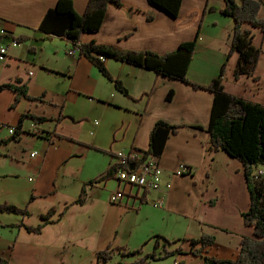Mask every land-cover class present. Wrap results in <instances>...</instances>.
Listing matches in <instances>:
<instances>
[{"label": "crops", "instance_id": "crops-1", "mask_svg": "<svg viewBox=\"0 0 264 264\" xmlns=\"http://www.w3.org/2000/svg\"><path fill=\"white\" fill-rule=\"evenodd\" d=\"M73 1L75 11L83 14L89 0ZM122 1L151 13L154 20L112 5L101 29L85 33L81 40L162 54L198 33L189 79L207 85L219 75L235 26L233 18L221 12L225 0H182L177 16L148 0ZM57 2L0 0V29L7 32L0 43L29 36L16 47L10 45L6 60L0 61V83L22 79L33 97H41L34 101L22 97L13 108L15 94L9 89L0 91V139L12 135L8 126H17L25 112L48 118L44 123L25 120L28 133L19 141L0 145V203L27 207L30 212L29 216L14 214L17 218L13 219L7 212L0 214V256L8 264H95V253L110 244L131 249L143 246L145 253L152 252L160 235L181 240L167 244L174 255L149 264H205V255L237 257L243 238L255 237L253 226L246 225L242 216L250 208L251 195L244 164L224 150L210 151L208 126L214 93L109 58L107 70L124 83L130 94L125 95L87 57L74 51L69 39H44L41 21ZM207 5L215 9H206ZM259 15L264 19V4ZM244 28L251 31L253 44L263 53L255 75L239 79L234 75L239 53L230 56L224 88L264 105V33L250 23ZM170 91L173 98L168 100ZM159 119L183 126L169 136L159 162L165 171L163 182L170 180L172 186L134 191L120 204L112 203L110 194L120 187L118 153L147 150L150 132ZM181 165L190 171L179 175ZM109 168L113 176L87 187L86 203L72 204L84 184ZM258 170L264 172V165L255 166ZM32 195L35 198L30 200ZM53 207L55 222L39 234L14 225H39L42 214ZM203 233L216 241L203 255H194L190 239ZM160 243L163 246L164 240ZM178 246L184 252H178Z\"/></svg>", "mask_w": 264, "mask_h": 264}, {"label": "trees", "instance_id": "trees-1", "mask_svg": "<svg viewBox=\"0 0 264 264\" xmlns=\"http://www.w3.org/2000/svg\"><path fill=\"white\" fill-rule=\"evenodd\" d=\"M148 1L172 16H177L182 6V0ZM262 4H264V0H225V7L221 12L233 18L235 26H233L229 35V51L222 70L207 85L197 84L188 77V70L196 53L198 33L193 40L181 42L174 50L162 54L151 50L124 51L115 44H98L95 41L83 42L81 40V36L85 33H96L101 29L107 10L112 5L121 6L129 14L140 13L144 14L147 19L154 20L151 13L124 4L122 0H89L83 14H78L75 11L73 0H58L57 4L48 10L39 28L46 34L44 36L45 40H50L54 36L69 39L72 42L73 49L79 51L81 56L87 57L106 77L113 80L119 91L125 95H130L127 88L122 81L114 78L109 73L105 60L111 58L135 64V66L150 69L157 75L192 84L196 90L208 89L214 93L215 98L208 126L210 151L224 150L228 155L244 164L251 196L250 208L242 216L246 225L253 226L255 237L246 236L243 238L240 242V251L237 257L222 259L205 255V264H264V177L258 176L255 171V166L264 165V105L229 93L224 88V81L228 72V60L235 52L239 53L236 72H234L236 79H239L242 75L254 76L257 71L258 60L263 51L253 44V35L244 26L250 23L255 27H259L264 33V19L259 15ZM207 6L206 9H215L209 7V5ZM191 17L192 14L186 19V22ZM4 36L7 35H0V42ZM13 39L21 43L29 39V36L18 35L14 36ZM6 89L15 94L13 108L17 106L22 97L31 101L41 98L33 97L28 91L27 83L23 82L22 79L0 83V91ZM172 98L173 91H170L167 99L171 100ZM25 120L44 123L48 118L33 113H23L15 127V132L6 139H0V145L19 141L23 133H28L24 129ZM59 122L60 119H57L56 125ZM182 127L180 124H170L164 119H159L150 132V143L147 150L143 152L142 160L152 157V159L160 161L169 136L178 132ZM33 134L37 133L34 132ZM60 137L63 138L64 136L60 135ZM139 161L141 160L128 158L122 165L123 167H129L130 164H133L137 167ZM113 174L112 168H109L88 184H84L78 199L72 204L86 203L88 199L87 187L97 180H107ZM34 198L35 195H32L30 200ZM5 212L7 214H22L23 216L30 215L27 207L23 208L8 202L0 203V214ZM64 212L65 210L61 212L60 217L63 216ZM55 213L56 209L53 207L42 214L43 222L39 225H26L22 222L14 225L25 227L28 231L39 234L43 231L45 225L55 222L51 218ZM160 239L164 240L163 246H161ZM179 240L181 239L169 240L158 235L155 239L154 250L148 253H145L143 246L131 249L129 246L115 247L110 244L107 248L95 253V264H149L153 260H162L174 255L175 250L168 249L167 244ZM190 241L191 253L203 255L204 251L212 246L216 239L212 235L203 233L199 238H191ZM176 250L184 252L182 246H178ZM117 257L120 259L115 260ZM0 264H8V260L0 256Z\"/></svg>", "mask_w": 264, "mask_h": 264}, {"label": "built area", "instance_id": "built-area-1", "mask_svg": "<svg viewBox=\"0 0 264 264\" xmlns=\"http://www.w3.org/2000/svg\"><path fill=\"white\" fill-rule=\"evenodd\" d=\"M5 34H7L6 30L0 29V35ZM10 45L16 47L19 45V42L12 38L10 44L0 43V61L6 60L7 51ZM15 127L16 126H8L11 134L15 132ZM35 154L36 152L33 153V155ZM118 157L120 158V161L118 170L116 172V178L120 183V187L117 191H113L110 194V201L112 203L120 204L125 195L132 194L134 191L144 192L145 190H158L164 186L167 188L172 186L170 180H168L166 183H164L162 180L165 171L159 164L160 161L152 159V157L147 160H142L143 152L133 149L127 153H118ZM128 158L141 161L138 162L137 167L134 169L123 167L122 164H124ZM188 171H190V169L186 165H181L177 173L181 175L187 173ZM256 174L260 177H264V172L261 170L256 171ZM174 264L179 263L174 262Z\"/></svg>", "mask_w": 264, "mask_h": 264}, {"label": "rangeland", "instance_id": "rangeland-1", "mask_svg": "<svg viewBox=\"0 0 264 264\" xmlns=\"http://www.w3.org/2000/svg\"><path fill=\"white\" fill-rule=\"evenodd\" d=\"M11 217H9V218H17V217H15L16 215H14V214H12V215H10ZM0 223H3V221H2V219H0ZM8 233L10 232V231H7ZM118 258L119 257H117L115 260H118ZM129 258V257H128ZM120 259V258H119ZM127 259V258H126ZM129 260H130V258H129Z\"/></svg>", "mask_w": 264, "mask_h": 264}, {"label": "water", "instance_id": "water-1", "mask_svg": "<svg viewBox=\"0 0 264 264\" xmlns=\"http://www.w3.org/2000/svg\"><path fill=\"white\" fill-rule=\"evenodd\" d=\"M130 168H131V169H134V165H133V164H130Z\"/></svg>", "mask_w": 264, "mask_h": 264}]
</instances>
